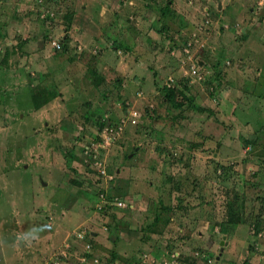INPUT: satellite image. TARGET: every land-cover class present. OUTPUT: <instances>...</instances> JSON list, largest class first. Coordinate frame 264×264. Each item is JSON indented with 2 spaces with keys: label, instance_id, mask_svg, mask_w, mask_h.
I'll use <instances>...</instances> for the list:
<instances>
[{
  "label": "rangeland",
  "instance_id": "rangeland-1",
  "mask_svg": "<svg viewBox=\"0 0 264 264\" xmlns=\"http://www.w3.org/2000/svg\"><path fill=\"white\" fill-rule=\"evenodd\" d=\"M261 20L264 0H0V264H264Z\"/></svg>",
  "mask_w": 264,
  "mask_h": 264
},
{
  "label": "trees",
  "instance_id": "trees-1",
  "mask_svg": "<svg viewBox=\"0 0 264 264\" xmlns=\"http://www.w3.org/2000/svg\"><path fill=\"white\" fill-rule=\"evenodd\" d=\"M168 6H165V9H164V12L166 13L168 10ZM70 24V22L68 21L67 23V26ZM135 25V23H134ZM68 38V35H64L61 40H62V44H63V47L66 48V40ZM118 47V45H116ZM128 50V48H126ZM215 74H216V78H218V76L222 75L224 72L220 69H215L214 70ZM220 79V78H219ZM217 80V79H215ZM212 81L211 80H208L207 83L209 84H212L211 83ZM184 85V88H188L187 87V84L186 82L183 83ZM217 86H219V83L216 84V88H218ZM183 88H180L178 87L177 85H173V86H170V85H165L163 86L162 88H160V93L163 95V98L175 109H178V108H183L185 106V102H183L182 100H180L179 96L180 94H182ZM214 92L210 91V94L212 95ZM55 97V96H54ZM186 100H187V104L189 107L193 108V109H196L197 111H208V109H205L204 107H201V106H196L193 104V97H184ZM111 199L109 198L108 199V203L105 205L104 207V212L106 211L107 212V209L111 208Z\"/></svg>",
  "mask_w": 264,
  "mask_h": 264
},
{
  "label": "crops",
  "instance_id": "crops-1",
  "mask_svg": "<svg viewBox=\"0 0 264 264\" xmlns=\"http://www.w3.org/2000/svg\"><path fill=\"white\" fill-rule=\"evenodd\" d=\"M40 1H42V0H39V2ZM125 6H127V3H125ZM237 9H238V13L236 14V19L239 17V15H240V11H241V9H242V6L241 5H238V7L236 8V11H237ZM261 22L262 23H259V24H255V26L253 27L254 28V30H255V32H257L258 34H259V36H260V38H261V36H262V34H263V30H264V20H261ZM141 23H142V21L140 20V19H137V21H136V26H135V28L137 27V29L138 30H140V25H141ZM96 36H97V34L96 33H93V37H91V40H93V39H95L96 38ZM112 37H113V35H111ZM111 36H109V35H107L106 36V41L105 42H103V43H95V45H97V44H100V46H98L99 48H98V51H97V56H96V58L98 59V60H102V62H109V60H110V62L109 63H111V62H113L112 60H113V54L111 53V51H109V50H107L106 48L110 45L111 46V41L110 42H107V41H109V39L108 38H110L112 41L114 40V38H112ZM100 40V39H99ZM91 45H94V44H91ZM122 47H120V46H115L113 49L114 50H112V51H114V52H117V51H119L120 49H121ZM103 50V51H102ZM118 53V52H117ZM135 61H131L130 59H128L127 60V65H134L135 66V63H134ZM240 63H242V60L240 61V62H238V65L239 66H241V64ZM118 65V64H117ZM237 65V66H238ZM245 66L242 64V68H244ZM127 68V67H126ZM242 68H240L239 70H241L242 71ZM105 76V75H104ZM104 76H103V78H104ZM105 79V78H104ZM11 242V241H10ZM27 243H29V244H35L34 243V241H31V242H29V241H27ZM5 251H7L6 249H5V247H3V249H1V252L5 255V256H8L9 255V251L7 252L8 254H6L5 253ZM20 254H23L21 251H20ZM24 255V254H23ZM9 256H11V255H9ZM25 258H27V257H25ZM24 258V259H25ZM24 259H22V260H24ZM84 260H86L85 259V257L83 256L82 257V261H84ZM89 261V260H88Z\"/></svg>",
  "mask_w": 264,
  "mask_h": 264
},
{
  "label": "built area",
  "instance_id": "built-area-1",
  "mask_svg": "<svg viewBox=\"0 0 264 264\" xmlns=\"http://www.w3.org/2000/svg\"><path fill=\"white\" fill-rule=\"evenodd\" d=\"M53 45L55 46V48L58 50L61 48L60 46V43H56L55 41L53 42ZM190 72L191 74H196L197 73V68L192 65L190 67ZM137 112L136 111H132V112H128L125 114V118L127 121H130L132 124H136V121H137ZM105 133V132H104ZM110 140H111V137L109 135H106V134H102L101 137H100V141L98 142V145L100 148H103L104 146H108L110 144ZM85 148V152H87L86 150L88 149L87 147H84ZM97 172L101 175H106L105 173V167H102L101 164L99 163L98 164V167L96 168ZM108 179H111L110 176H107ZM98 198L100 200V202H102V205H100L98 207V209H101L102 207H105V205L108 203V200L105 196V194L103 192H101L99 195H98ZM111 199V202L110 204L111 205H115L117 207H125V204L122 202L121 199H118L116 197L114 198H110ZM82 232H79L77 233V235L79 237H82ZM87 248H88V245H87Z\"/></svg>",
  "mask_w": 264,
  "mask_h": 264
},
{
  "label": "clouds",
  "instance_id": "clouds-1",
  "mask_svg": "<svg viewBox=\"0 0 264 264\" xmlns=\"http://www.w3.org/2000/svg\"><path fill=\"white\" fill-rule=\"evenodd\" d=\"M101 192H103V191H101ZM104 193V192H103ZM107 198V197H106ZM107 200H108V198H107ZM102 209H104V207H102L101 209H98V210H102Z\"/></svg>",
  "mask_w": 264,
  "mask_h": 264
},
{
  "label": "water",
  "instance_id": "water-1",
  "mask_svg": "<svg viewBox=\"0 0 264 264\" xmlns=\"http://www.w3.org/2000/svg\"><path fill=\"white\" fill-rule=\"evenodd\" d=\"M221 245H222V243H221Z\"/></svg>",
  "mask_w": 264,
  "mask_h": 264
}]
</instances>
